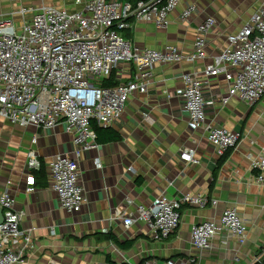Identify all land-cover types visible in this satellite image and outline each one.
I'll use <instances>...</instances> for the list:
<instances>
[{
	"label": "crops",
	"instance_id": "0c3cea01",
	"mask_svg": "<svg viewBox=\"0 0 264 264\" xmlns=\"http://www.w3.org/2000/svg\"><path fill=\"white\" fill-rule=\"evenodd\" d=\"M75 1L21 0V4L78 10L88 0ZM187 3L197 4L200 11L182 19ZM258 4L259 0H182L165 27L131 19L132 27L122 35L133 45H176L183 52L192 49L196 27L205 18H214L215 24L205 34L206 57L202 61L154 64L147 92L132 95L121 116L108 131L101 132L97 149L79 156V183L86 202L78 212L62 209L49 186V162L56 155H72L74 149L64 125L19 127L0 117V193L8 190L14 208L23 212L20 228L32 229V247L24 264H253L264 257V187L251 181L252 160L264 143V96L253 104L233 97L222 105L219 98L228 83L223 76L207 79L204 97L214 103L205 107L204 126L239 133L235 146L222 156L206 139L204 128H191L179 97L182 75L202 71L226 46V36L242 27ZM18 6L0 0V21L18 27L23 20L13 12ZM133 71V65L121 63L111 74L124 81L132 78ZM111 132L118 138L103 140ZM182 148L194 150L196 163L179 160ZM30 149L41 166L32 173L34 191L26 193V153ZM97 158L99 167L94 164ZM186 193H201L217 203L202 208L183 206L176 230L166 239H152L143 221L124 228L122 218L113 219L117 209L128 215L135 206H147L159 195L174 199ZM127 199L133 205L127 206ZM226 207L235 208L244 217L245 241L231 238L223 242L217 234L210 250L193 248L192 225L217 219ZM109 234L116 242L108 239Z\"/></svg>",
	"mask_w": 264,
	"mask_h": 264
},
{
	"label": "built area",
	"instance_id": "2783aa9c",
	"mask_svg": "<svg viewBox=\"0 0 264 264\" xmlns=\"http://www.w3.org/2000/svg\"><path fill=\"white\" fill-rule=\"evenodd\" d=\"M11 1L19 5L13 12L23 20L18 27L11 21H0V117L19 127L64 125L74 149L72 155H56L49 162V186L62 209L78 212L86 197L79 183L77 160L99 145L91 123L109 126L121 116L132 95L145 94L154 64L202 61L206 57L205 34L215 20L205 18L196 27L192 49L183 52L176 45L141 48L122 35L132 27L131 19L165 27L182 0H88L78 10L52 5L33 8L22 5L21 0ZM199 11L197 4L187 3L180 17L187 19ZM28 14L29 20L25 19ZM121 63L134 66L132 78L112 87L99 86L100 80ZM210 76H223L228 83L226 93L219 98L222 105L233 97L253 104L264 96V0H259L242 27L226 36V46L202 71L182 75L179 97L188 123L193 129L204 128L206 139L222 156L235 146L239 133L204 126L205 107L214 103L204 97ZM178 158L183 163H196L192 148L180 149ZM94 164L99 167L98 158ZM40 166L36 152L28 150L26 193L34 191L32 173ZM251 170V181L264 187V143L252 160ZM14 203L8 190L0 193V264H24L32 247V229L20 228L23 212L16 210ZM216 203L201 193L174 199L162 194L147 206H135L128 215L117 209L113 219L122 218L124 228L143 221L152 239L163 240L176 230L183 206L202 208ZM126 204L133 202L127 199ZM246 233L244 217L235 208L226 207L217 219L192 225L190 238L193 248L210 250L217 234L223 242L233 238L243 243Z\"/></svg>",
	"mask_w": 264,
	"mask_h": 264
},
{
	"label": "trees",
	"instance_id": "16d2710c",
	"mask_svg": "<svg viewBox=\"0 0 264 264\" xmlns=\"http://www.w3.org/2000/svg\"><path fill=\"white\" fill-rule=\"evenodd\" d=\"M129 1L134 2L135 0H129ZM126 34H128V33H126ZM117 84H118V81L114 79L112 74H110L108 77L102 78L99 82V86H101V87H112V86H115ZM92 127L97 134V141L100 138L101 132L108 131V126L107 127H101V126H98L95 124V125H92ZM117 138H118V135L111 132V135L105 136V138H103V140L109 141V140H116ZM107 237H108V239L112 240L113 242H116L115 238L113 236H111L110 234ZM253 264H264V257H262L259 261L255 262Z\"/></svg>",
	"mask_w": 264,
	"mask_h": 264
},
{
	"label": "rangeland",
	"instance_id": "374dc122",
	"mask_svg": "<svg viewBox=\"0 0 264 264\" xmlns=\"http://www.w3.org/2000/svg\"><path fill=\"white\" fill-rule=\"evenodd\" d=\"M249 10H250V7L245 11V13L249 12ZM242 22H245V21L242 20Z\"/></svg>",
	"mask_w": 264,
	"mask_h": 264
},
{
	"label": "water",
	"instance_id": "95a60500",
	"mask_svg": "<svg viewBox=\"0 0 264 264\" xmlns=\"http://www.w3.org/2000/svg\"><path fill=\"white\" fill-rule=\"evenodd\" d=\"M2 221L1 209H0V223Z\"/></svg>",
	"mask_w": 264,
	"mask_h": 264
}]
</instances>
